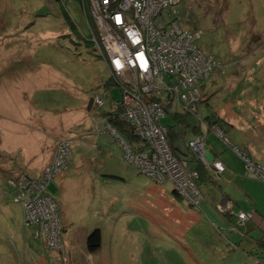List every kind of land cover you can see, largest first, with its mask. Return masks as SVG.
Instances as JSON below:
<instances>
[{
  "label": "rangeland",
  "instance_id": "1",
  "mask_svg": "<svg viewBox=\"0 0 264 264\" xmlns=\"http://www.w3.org/2000/svg\"><path fill=\"white\" fill-rule=\"evenodd\" d=\"M176 1L173 16L201 32L196 44L220 65L204 83L202 116L227 117L231 143L264 166V0ZM87 30L79 3L0 0V264H257L247 251L264 264V253L250 248L264 235V182L236 174L247 173L246 162L214 131L207 154H213L210 142L230 167L216 182L203 183L200 207L177 197L171 181L159 183L129 164L103 123L122 89L107 84L110 69L84 42ZM96 96L104 103L90 109ZM160 122L177 134V147L191 151L195 115L188 125L171 113ZM59 139L72 141V163L49 188L65 227L63 250L45 247L25 225L23 202L10 182L20 172L40 177ZM188 160L189 170L195 161ZM233 178L242 182L224 185L231 197L228 221L219 184ZM242 210L253 212L249 233L237 223ZM96 228L103 241L91 257L76 241Z\"/></svg>",
  "mask_w": 264,
  "mask_h": 264
},
{
  "label": "built area",
  "instance_id": "2",
  "mask_svg": "<svg viewBox=\"0 0 264 264\" xmlns=\"http://www.w3.org/2000/svg\"><path fill=\"white\" fill-rule=\"evenodd\" d=\"M79 3L87 23L89 39L96 52L107 63L111 76L122 89V98L114 102L123 106L121 118L147 146L135 149L132 143L104 116L123 148L125 160L159 183L171 181L189 205L198 207L205 197L198 186L199 171L188 170V162L180 160L169 141L168 128L161 117L178 111L193 114L200 132L192 133L188 144L196 158L217 173L225 169L221 160H211L206 151L209 131H214L245 162L247 176L264 182V166L250 157V151L235 147L216 124L209 126L201 114L202 85L219 65L196 44L201 32L183 28L173 16L176 0H62ZM89 34H83L86 38ZM104 103L103 96L94 97L93 106ZM104 131V130H103ZM103 134L102 130H99ZM69 139H59L51 162L38 178L20 172L12 185L16 200L23 202L25 225L42 238L44 246L61 249L63 222L59 206L47 194L54 177L72 163ZM222 203V202H221ZM220 209L231 212L225 199ZM250 213L239 212L240 220Z\"/></svg>",
  "mask_w": 264,
  "mask_h": 264
},
{
  "label": "trees",
  "instance_id": "3",
  "mask_svg": "<svg viewBox=\"0 0 264 264\" xmlns=\"http://www.w3.org/2000/svg\"><path fill=\"white\" fill-rule=\"evenodd\" d=\"M68 16V15H67ZM68 19H69V22H70V24H71V26H72V28L74 29V30H76V28L78 27L71 19H70V17L68 16L67 17ZM80 34H82V33H80ZM88 34H89V32H88ZM82 37H83V40H84V42H86V44H87V46L88 47H91V48H93L94 50H95V46H94V44L92 43V41H91V39H89V37H90V34L89 35H87V38L85 37V36H83L82 35ZM96 51V50H95ZM99 55V54H98ZM116 83L115 82V80H114V78L112 77V76H110V78L108 79V82H107V84L109 85V84H111V83ZM117 84V83H116ZM204 86H205V84H203L202 85V88L204 89ZM203 102V99L201 100V103ZM122 110H123V106L119 103L118 104V106L116 107V106H113V108H112V110L111 111H109V112H107V113H105L106 114V116H109V121L117 128V130H119L121 133H123V135L132 143V145L135 147V149H137V150H140V149H142V148H145L146 146H147V144H145L134 132H133V130H132V128L121 118V112H122ZM172 115L175 117V119L178 121V122H184V123H186V125H188L187 124V122H188V117L190 116V113H188V112H183V111H178V112H175V113H172ZM204 120L207 122V124L209 125V126H211L212 124H216V125H218L220 128H222L223 129V131L225 132V130L227 129V128H230V127H232L233 126V124L232 123H230L227 119H225L223 116L221 117L220 116V114H218L216 111H215V113H210V114H208L206 117H204ZM181 122V123H182ZM168 132H169V141H170V144H171V146H172V148H173V151H174V153H175V155L180 159V160H182V161H186V162H188L189 160H188V157H190L192 160H194L195 161V169L197 170V171H199V174H200V176H199V179L197 180V184H198V186H200V188H201V186H202V181H203V179H208V178H210V177H212L211 175H210V172H209V167L210 166H206V165H204L203 163H201L197 158H196V156L194 155V153L192 152V150L191 151H187V152H184V151H182L179 147H177L176 145H175V142H174V140H175V136L177 135L176 133H174V132H172V131H170V129L168 128ZM198 132H200V127L197 125V124H194L193 126H192V129H191V134L192 133H198ZM226 133V132H225ZM188 147H189V144H188ZM190 148V147H189ZM191 149V148H190ZM179 151H182V155L183 156H181L178 152ZM220 160V159H217V158H213V160ZM222 161V160H221ZM255 161V160H254ZM50 162V161H49ZM70 167V166H69ZM225 169H226V166H225ZM224 169V170H225ZM189 170H193V169H189ZM224 170L223 171H221V172H224ZM221 172H219V173H221ZM59 174V173H58ZM57 174V175H58ZM57 175L54 177V180H55V178L57 177ZM246 175H247V173H246ZM248 177V176H247ZM260 181V180H259ZM53 182L54 181H52L51 183H50V185L47 187V194L49 195V196H51L52 198H53V200L57 203V201H56V199L50 194V192H49V188L51 187V185L53 184ZM203 191V190H202ZM173 193L177 196V197H179V198H181L182 199V196L177 192V190L175 189V187H174V190H173ZM205 194V193H204ZM202 203V202H201ZM57 205H58V203H57ZM190 206H192V205H190ZM201 206V204L198 206V207H200ZM193 207H195V206H193ZM242 211H244V212H247V213H250L251 214V216L247 219V220H240V217H239V215H238V219H239V226L240 225H244V224H246V222L248 221V220H250V219H252L253 218V212H251V211H245V210H242ZM241 212V211H240ZM229 212H226V213H224L225 215H227ZM63 222V221H62ZM238 228L236 227V226H231V230H237ZM64 230H65V227H64V225H63V231H62V240H64V238H63V233H64ZM248 232V231H247ZM102 241H103V234H102V231L99 229V228H96V229H94L92 232H90L88 235H87V239H86V247H87V250L89 251V252H91V253H93V252H95V251H97L98 249H100L101 248V245H102ZM258 241H259V243H258V251L257 252H259V251H261L262 253H264V236H262V237H259L258 238ZM44 244V243H43ZM55 250H63V248H61V249H55Z\"/></svg>",
  "mask_w": 264,
  "mask_h": 264
},
{
  "label": "crops",
  "instance_id": "4",
  "mask_svg": "<svg viewBox=\"0 0 264 264\" xmlns=\"http://www.w3.org/2000/svg\"><path fill=\"white\" fill-rule=\"evenodd\" d=\"M113 106H114V104L112 105V108H113ZM112 110V109H111ZM110 110V111H111ZM109 112V111H108ZM221 117L222 116H224L223 114H221L220 115ZM225 119H227V117H224ZM229 119V118H228ZM103 120H104V116H103ZM230 121H235V118H233V119H229ZM103 123H104V121H103ZM231 123V122H230ZM105 124V123H104ZM99 130H101V129H98V131ZM102 132L104 133V131L102 130ZM100 134V133H99ZM100 135H102V134H100ZM190 136H191V134H190ZM209 138V137H208ZM209 148L212 150V152H213V154H211V152H208V156H210V159L211 160H213V158H217V159H220V160H222L223 162H224V164H225V166H226V169L224 170V172L228 169V167H230V164H229V162L227 161V160H224L223 158H222V155H224V153H221V151H218L216 148H215V146L213 145V144H211L210 142H209ZM246 148V147H245ZM253 149V148H252ZM253 150H255V149H253ZM212 156V157H211ZM52 157H53V154H52V156L51 157H49L48 159H47V161H46V163L45 164H47L51 159H52ZM257 157L258 158H260L261 157V155L260 154H258L257 155ZM254 160V159H253ZM256 161V160H255ZM191 169H195V164H194V166L191 168ZM209 172H210V175L212 176V177H210V178H208V179H203V181H202V185H203V183H205V182H209V181H212V182H216L215 180L217 179V178H215V176H216V174H219V173H217L216 172V170L214 169V168H212V167H209ZM236 174H240V175H238L239 177L241 176L243 179H248L249 177H247V175H246V173H245V171H243L242 173H238V172H236ZM235 174V175H236ZM251 178H249L248 180L249 181H253L254 179H251ZM222 181H225V179H223ZM245 181V180H244ZM255 182L256 181H259V180H254ZM242 182V180H239V179H237V178H233L232 180H230L229 182H223V185L220 183L219 184V187H220V189L221 190H223V191H225V188H224V185H226V184H231V185H235V186H237V187H239L240 188V186L239 185H237L236 183H241ZM223 188V189H222ZM243 191L245 192V194H248L247 192H246V190L245 189H243ZM221 194V193H220ZM222 194L223 195H221L219 198H218V200L219 201H223L222 199H227V200H229V198H231V197H229L228 196V194L226 193V191L225 192H222ZM249 195V194H248ZM230 215H232L231 214V212H229L227 215H226V217H227V219H228V221H230ZM254 217V216H253ZM253 219V218H252ZM252 219H250V220H252ZM250 220H248L247 222H246V224H244V225H240V227H242V226H244L245 228H246V230L248 231V233H249V224L248 223H250ZM237 223H238V225H239V219H238V216H237ZM210 225V224H209ZM259 226V225H258ZM257 226V227H258ZM255 228V227H254ZM233 231H235V230H233ZM236 231H238V232H240L241 230H236ZM251 233V232H250ZM87 235L88 234H83L82 236H79V239H78V241H76L77 242V244H78V246H81L82 247V249H83V251H84V254L85 255H89V256H91V257H93L92 255H95L96 253H98L99 251H100V249H98L97 251H95V252H93L92 254H90L89 252H88V250H87V247H86V239H87ZM245 235V234H244ZM244 235H242V236H244ZM262 236H264V235H262ZM254 240V242H256L255 244L254 243H251V245H250V248H251V250H254V251H258V243H259V241H258V238L257 239H253ZM75 246V245H74ZM242 246V243L241 242H235V244H234V246L233 247H241ZM243 250H245L244 248H243ZM247 251V250H246ZM62 252V251H61ZM247 254L248 255H250L251 256V260L255 263V262H260L259 261V259L257 258V257H253L252 258V256H253V251H247ZM257 263V264H258Z\"/></svg>",
  "mask_w": 264,
  "mask_h": 264
},
{
  "label": "water",
  "instance_id": "5",
  "mask_svg": "<svg viewBox=\"0 0 264 264\" xmlns=\"http://www.w3.org/2000/svg\"><path fill=\"white\" fill-rule=\"evenodd\" d=\"M93 102H94V98H90V101H89V108L91 109L92 108V105H93Z\"/></svg>",
  "mask_w": 264,
  "mask_h": 264
},
{
  "label": "clouds",
  "instance_id": "6",
  "mask_svg": "<svg viewBox=\"0 0 264 264\" xmlns=\"http://www.w3.org/2000/svg\"><path fill=\"white\" fill-rule=\"evenodd\" d=\"M94 103V102H93ZM94 106L92 105V108H93Z\"/></svg>",
  "mask_w": 264,
  "mask_h": 264
},
{
  "label": "bare ground",
  "instance_id": "7",
  "mask_svg": "<svg viewBox=\"0 0 264 264\" xmlns=\"http://www.w3.org/2000/svg\"><path fill=\"white\" fill-rule=\"evenodd\" d=\"M118 101V100H117Z\"/></svg>",
  "mask_w": 264,
  "mask_h": 264
}]
</instances>
